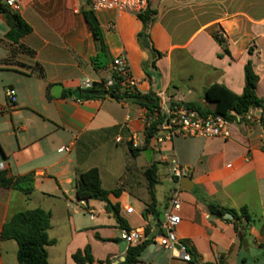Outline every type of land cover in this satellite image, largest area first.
<instances>
[{
    "label": "crops",
    "instance_id": "0c3cea01",
    "mask_svg": "<svg viewBox=\"0 0 264 264\" xmlns=\"http://www.w3.org/2000/svg\"><path fill=\"white\" fill-rule=\"evenodd\" d=\"M85 1L20 0L17 13L33 30L19 43L6 37L8 25L0 13V167L8 178L32 175L35 181L31 194L0 187V264H19L17 242L1 238L5 223L18 212L37 208L51 214L48 235L55 244L47 247L50 264H76L73 255L87 246L96 262L119 264L129 248L121 250L123 232L137 229L151 242L139 264H185L177 252L152 240L175 191L159 198V172L154 211L144 215L152 203L144 173L152 163L168 173L174 163L191 171L194 187L180 196L177 235L194 264H264V131L259 125L264 108L231 123L228 139L177 138L191 139L197 149L183 163L174 153L176 139L162 152L149 146V162L145 151L133 157L129 149L131 138L142 139L150 123L139 101H117L109 94L82 101L70 95L84 80L109 81L112 61L125 54L139 93H154L160 106L198 103L213 110L206 90L219 84L241 95L248 62L259 77L257 95L264 98V0H149V8L157 12L150 40L162 54L154 66L150 48L139 43L144 25L137 16L88 6L108 47L105 66L98 70L92 59L101 43L82 13ZM214 34L226 40L228 52ZM57 86L62 91L56 98ZM10 89L16 91L13 104L7 97ZM140 157L148 165L132 169L131 159ZM92 168L99 170L104 189H120L118 196H109L119 214L101 201L83 205L77 200V181ZM199 195L228 209H248L255 221L247 230V246L234 224L211 215ZM129 208L133 213H127Z\"/></svg>",
    "mask_w": 264,
    "mask_h": 264
},
{
    "label": "trees",
    "instance_id": "16d2710c",
    "mask_svg": "<svg viewBox=\"0 0 264 264\" xmlns=\"http://www.w3.org/2000/svg\"><path fill=\"white\" fill-rule=\"evenodd\" d=\"M86 6L82 9L94 38L101 43L100 53L92 59V64L95 69H101L105 66L104 59L108 54V47L105 44L100 27H94L89 21V12L85 7L91 6L90 0H86ZM0 13H5V19L8 25L6 37L13 43H19L25 36L32 32V27L16 12L9 10L5 4L0 3ZM157 12L148 7L147 11L137 16L143 23L144 28L138 35L139 43L142 46L150 48L153 54L154 66L156 61L162 57V54L155 50L150 40L149 29L156 20ZM215 41L222 46L227 52L226 40L219 34L213 35ZM115 84L112 87L109 96L117 101L136 100L140 105L147 110L150 125L145 130L146 143L143 148H134L129 143V149L133 157L141 155L150 146V139L156 132L157 121L154 120L156 113L161 112L160 99L154 94L149 93L142 95L140 93H132L120 86L121 79L114 76ZM259 77L256 74L252 62H248L245 66V88L241 95H236L226 87L214 84L210 86L205 93L207 104L213 106L212 109H206L198 103H178L188 108L198 110L201 114L207 116L209 114L219 115L224 117L231 123L238 121V116L245 117L253 109L264 108V98L257 95V86ZM102 88V87H101ZM103 90L98 86L92 89L82 90V95L79 100L88 101L97 99L94 92ZM69 93L63 94V97H68ZM160 116V115H159ZM259 125L264 131V114L259 121ZM148 181V192L151 196L152 203L145 211L146 213L154 211L156 204V187L159 185V167L157 163H152L144 173ZM0 187L13 189L24 194H31L35 190V181L32 175L8 178L7 173L0 172ZM114 194L118 196L120 189L108 191L103 188L99 170L92 168L80 175L76 184L77 200L88 202L91 200L101 201L105 203L106 209L110 211L114 209L119 214V206H113L109 196ZM198 199L205 203L211 215L224 219L226 222L233 223L240 241H244L247 235L248 227L255 221L246 207L236 210L228 209L220 206L216 202L210 200L206 195H199ZM231 213L233 220L225 219V215ZM121 226L126 229L125 222L119 218ZM51 227V214L43 209L37 208L33 210L21 211L14 214L4 225L1 238L3 240H15L18 244V261L19 264H50L48 260L47 247L55 244V241L49 239L48 230ZM127 230V229H126ZM149 233V229H146ZM150 241H145L141 245L129 246L126 259L119 264H139L143 252L150 245ZM73 260L76 264H113L110 259L106 261L96 262L91 248L87 246L83 250H78L73 255ZM194 264V262H191Z\"/></svg>",
    "mask_w": 264,
    "mask_h": 264
},
{
    "label": "built area",
    "instance_id": "2783aa9c",
    "mask_svg": "<svg viewBox=\"0 0 264 264\" xmlns=\"http://www.w3.org/2000/svg\"><path fill=\"white\" fill-rule=\"evenodd\" d=\"M201 2H209L216 0H199ZM5 6L12 12H19L21 9L20 0H3ZM94 10H117L119 12L130 13L139 16L147 11L149 0H90ZM111 78L105 83H97L91 80H84L79 89L88 90L95 86L102 85L104 90L110 93L115 84L114 76L121 79L120 86L132 93H139L138 81L131 73L130 64L125 54H122L112 61ZM7 97L13 104L17 101L16 91L10 89L7 91ZM160 115V116H159ZM243 117L238 116V120ZM157 121L156 132L150 139V146L163 151L164 145L172 143L177 138H224L228 139L231 136V122L224 117L214 114L207 116L201 114L198 110L188 108L178 103L169 105L163 104L161 112L156 113L154 118ZM150 124L147 125V127ZM121 142V139H117ZM130 143L134 148H143L146 143V136L138 138L132 137ZM2 168L0 167V171ZM172 178L178 183L176 189L170 198V208L165 214L164 221L161 224L160 233L153 237V241L163 249L173 250L177 252V257L185 264H191L192 256L187 245L178 237L177 228L181 224V197L180 188L181 181L185 177H190L191 171L189 168L174 163L170 169ZM85 205V201L82 202ZM134 209H127V213H133ZM93 218V216H92ZM144 230L124 231L122 240L126 241L129 246L141 245L145 241Z\"/></svg>",
    "mask_w": 264,
    "mask_h": 264
},
{
    "label": "rangeland",
    "instance_id": "374dc122",
    "mask_svg": "<svg viewBox=\"0 0 264 264\" xmlns=\"http://www.w3.org/2000/svg\"><path fill=\"white\" fill-rule=\"evenodd\" d=\"M190 140L191 139H176L175 141L174 153L175 152L177 153L180 163H183L184 157L194 156L197 151L194 145L189 144ZM167 155H170V154H167ZM156 159H158V156H155V160ZM131 161L133 162L132 165H135L132 167V169H135V167L141 168L143 166L148 165L144 157H140L139 159H136V160L131 159ZM159 172L161 176V184L158 186L157 192H158V196L160 199H165V197L169 195L171 191L178 189V183L172 178L171 174L168 173V168H159ZM180 196L181 197L186 196V193L181 191Z\"/></svg>",
    "mask_w": 264,
    "mask_h": 264
},
{
    "label": "water",
    "instance_id": "95a60500",
    "mask_svg": "<svg viewBox=\"0 0 264 264\" xmlns=\"http://www.w3.org/2000/svg\"><path fill=\"white\" fill-rule=\"evenodd\" d=\"M87 12H89V21L91 22V24L94 26V27H99V22L97 20V17L95 16V13L92 11V8L91 7H87L85 9ZM3 15L5 16L6 14L3 13ZM61 91H62V88L61 86H57L54 90V96L57 98V97H60L61 96ZM71 96H73L75 99H80L81 98V95H82V91L79 89V90H76L74 91L73 93H70ZM94 95L98 98H102V97H106L108 96V92L105 91V90H100V91H96L94 92ZM153 154V151L152 150H145L144 152V155L146 156L147 160L149 162H151V155ZM193 183L191 181V179L189 177H185L182 181H181V185H180V188L182 191H192L193 190ZM233 215L231 213H227L225 215V219H229V220H233ZM128 244L126 241H123L122 242V245H121V250L122 252L125 251V249L127 248ZM244 246H247V241L244 240ZM125 261V259L123 260V262Z\"/></svg>",
    "mask_w": 264,
    "mask_h": 264
}]
</instances>
